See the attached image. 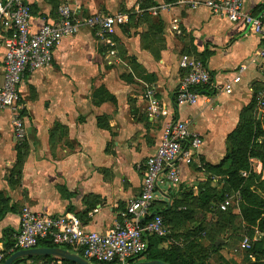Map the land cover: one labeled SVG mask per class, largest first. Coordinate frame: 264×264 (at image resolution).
<instances>
[{
  "label": "crops",
  "instance_id": "crops-1",
  "mask_svg": "<svg viewBox=\"0 0 264 264\" xmlns=\"http://www.w3.org/2000/svg\"><path fill=\"white\" fill-rule=\"evenodd\" d=\"M208 1L28 0L36 29L55 21L62 5L75 11L77 28L73 36L61 40L53 64L28 74L21 84L23 137L14 128L13 113L0 111V256L14 251L25 210L73 214L88 232L110 230L141 192L139 165L155 154L164 126L179 120L189 121L203 145L195 163L182 167L178 189L165 192V198L157 201L154 211L167 214L172 235L178 238L154 250L181 248L186 235L203 249H210L214 241L206 264L255 261L254 256L248 258L247 250L243 254L241 242L249 236L252 243L264 245V232L251 230L242 221L240 192L226 198L232 201L227 209L230 225L216 227L219 214L214 209L207 214L209 222L199 221L205 214L200 208L192 220L181 218L193 202L188 193L196 196L205 184L222 189L223 181L207 174L203 164L217 166L225 159L230 150L227 138L254 100L264 128V108L257 106L264 81L258 54L264 41L244 24L215 15L205 6ZM244 2L255 16L264 10V0ZM118 14L128 15L129 22L104 38L86 23L97 15ZM10 36L0 28V91L5 81V42ZM184 55L201 60L215 86L206 87L207 94L200 93L195 106H178L175 101ZM241 67L245 68L241 82L233 85L232 93L220 90ZM153 99L159 107L156 114L150 112ZM251 165L264 181L261 160L252 159ZM211 225L217 232L209 238L201 229L208 231ZM179 229L184 232L177 233Z\"/></svg>",
  "mask_w": 264,
  "mask_h": 264
},
{
  "label": "built area",
  "instance_id": "built-area-1",
  "mask_svg": "<svg viewBox=\"0 0 264 264\" xmlns=\"http://www.w3.org/2000/svg\"><path fill=\"white\" fill-rule=\"evenodd\" d=\"M204 4L215 15L225 17L234 24H244L264 41V10L255 16L246 9L244 0H211ZM74 12L69 5H62L55 21L36 29L28 0H0V28L11 35L5 42V81L0 91V111L8 109L13 113V125L19 137L24 136L21 84L28 74L48 69L53 64L55 50L61 40L76 32ZM128 22L126 14L97 15L86 21L90 27L98 29L99 36L103 38L115 27ZM174 30L177 35H182L179 28ZM258 55L264 65V47ZM179 66L183 78L175 96L176 104L195 106L200 99L199 88L215 87L211 73L201 60L189 55L181 57ZM244 70L241 67L231 82L218 88L231 94L233 85L241 82ZM262 74L264 77V68ZM257 106L264 108V81L257 96ZM150 112H159L154 99ZM202 145V137L191 130L189 121H169L162 130L155 154L138 167L143 175L140 194L129 203L123 218L110 230L104 234L88 232L73 214L53 216L25 210L21 216V228L15 237V249H35L40 241H48L57 248H70L91 263L130 264V260L146 253L151 237L171 234L164 218L154 212L155 206L159 199L165 198V192L178 189L182 167L195 163ZM231 206L232 201L228 198L219 208L225 212ZM252 245L251 240L246 238L242 249L250 251ZM24 260L22 264H64L58 258L51 261ZM2 261L1 255L0 264Z\"/></svg>",
  "mask_w": 264,
  "mask_h": 264
},
{
  "label": "trees",
  "instance_id": "trees-1",
  "mask_svg": "<svg viewBox=\"0 0 264 264\" xmlns=\"http://www.w3.org/2000/svg\"><path fill=\"white\" fill-rule=\"evenodd\" d=\"M198 90L200 93L207 94L206 87H201ZM263 139L264 128L256 116V100H254L253 104L243 111L239 127L227 138L230 150L225 159L217 166L203 164L207 174L212 177H219L223 181L222 189L213 188L209 184H205L199 188L196 196H194L193 191L188 193V196L192 198L193 202L191 201L187 204V210L182 213L181 218L183 220H192L195 209L200 208L205 211L202 219L205 217L207 220V214L211 213V210L214 209L219 214L218 224L216 226L223 227L230 225L232 219L229 216L230 212L220 211L218 207L228 196L240 192L242 197L240 202L242 221L249 229L264 232V181L253 173L251 165L252 159H259L264 165V144L260 143ZM242 173H247L248 177H243ZM215 205H217L216 208ZM154 212L161 215L169 225L167 214L160 211ZM213 226L211 225L208 231L202 228L201 232L210 238L213 233ZM183 236L186 241L184 246L180 248L172 245L170 250L166 252L154 250L158 244L166 240L151 237L146 253L142 257L130 260V263L162 261L168 264H206V260L212 249L215 248L214 241H212L210 249H203L196 241L189 239L190 236ZM38 247L54 248L56 246L48 241H40ZM65 250L72 252L70 248H65ZM17 251L19 250L14 249L13 252L6 251L2 264ZM249 255L256 257L252 264H264L262 262L264 258L263 241L253 243L252 249L248 251V258ZM33 259L51 261L54 258L44 257ZM64 264L74 263L64 261Z\"/></svg>",
  "mask_w": 264,
  "mask_h": 264
},
{
  "label": "water",
  "instance_id": "water-1",
  "mask_svg": "<svg viewBox=\"0 0 264 264\" xmlns=\"http://www.w3.org/2000/svg\"><path fill=\"white\" fill-rule=\"evenodd\" d=\"M40 257H52L58 258L63 261L72 262L74 264H96L91 263L81 256L61 248H44L38 247L30 250H20L11 255L3 264H15L17 261L24 260L27 258H40ZM130 264H167L162 261H143Z\"/></svg>",
  "mask_w": 264,
  "mask_h": 264
},
{
  "label": "rangeland",
  "instance_id": "rangeland-1",
  "mask_svg": "<svg viewBox=\"0 0 264 264\" xmlns=\"http://www.w3.org/2000/svg\"><path fill=\"white\" fill-rule=\"evenodd\" d=\"M20 100H21V96H20ZM202 217L203 216H199V221L201 222L202 221V223H204V222H209V220L207 219V221H206V219H205V217L202 219ZM217 227V226H216ZM213 228V233H216L217 232V228ZM219 227H221V226H219ZM190 229V228H189ZM177 231V233H180V232H184V229L183 230H176ZM187 232V231H186ZM239 234V233H238ZM170 236V238L169 239H166V237H168V236H164V237H157L158 239H164V240H166L165 242H169V243H172V242H174V240L175 239H177L178 238V236H176V235H172V232H171V234L169 235ZM246 235H244V237H245ZM250 239L249 238V236L248 237H245V239ZM244 239V238H243ZM244 239V240H245ZM241 243H243V241L241 242ZM241 247H242V244H241ZM244 250V249H243ZM243 254H247V251L246 250H244V252H243Z\"/></svg>",
  "mask_w": 264,
  "mask_h": 264
}]
</instances>
